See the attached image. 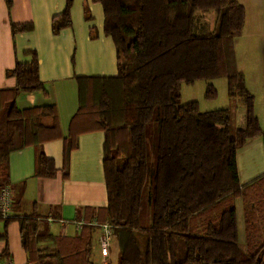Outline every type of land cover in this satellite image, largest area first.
Masks as SVG:
<instances>
[{
  "label": "trees",
  "instance_id": "1",
  "mask_svg": "<svg viewBox=\"0 0 264 264\" xmlns=\"http://www.w3.org/2000/svg\"><path fill=\"white\" fill-rule=\"evenodd\" d=\"M93 1L102 5L103 31L115 45L118 72L76 77L78 107L64 137V158L77 147L79 134L103 131L107 205L101 220L112 226L119 264H264V173L241 185L236 165L237 150L249 138L260 136L264 146L254 97L236 65L234 38L244 25V7L237 0ZM71 5L66 0L63 12L52 18L53 33L71 25ZM196 10L216 13L212 32H195ZM28 28L14 24L12 32ZM29 53L30 62L7 71L15 87L0 89V187L9 184L8 155L15 146L36 148V176L56 173L53 160L38 149L60 136L54 105L19 109L15 102L20 92L46 93L36 53ZM219 77L226 78L228 96L241 97L245 105L244 125L233 133L229 107L200 111L195 100L177 102L180 83L208 81L205 96L211 98L216 90L209 81ZM155 109L156 165L144 212L145 128ZM45 116L51 123H43ZM237 197L243 201L244 249L238 242ZM0 220V239L8 223L18 221L21 245L33 264H94L90 224L63 236L33 215Z\"/></svg>",
  "mask_w": 264,
  "mask_h": 264
},
{
  "label": "crops",
  "instance_id": "2",
  "mask_svg": "<svg viewBox=\"0 0 264 264\" xmlns=\"http://www.w3.org/2000/svg\"><path fill=\"white\" fill-rule=\"evenodd\" d=\"M237 1L244 7L245 14L243 28L234 38L236 65L254 97V113L264 134V0ZM65 3L66 0H0V89L15 87V77L7 71L17 62H30L29 52L35 51L38 76L46 93L20 92L15 102L19 109L54 105L60 131L58 138L38 146L53 160L55 175L36 176V148L15 146L8 155V186L12 218L33 215L44 222L53 235L63 236L76 235L85 224H90L94 227L91 246L95 247L102 233L99 224L106 222L101 220L102 209L107 205L104 133L95 130L79 134L77 147L70 151L67 160L64 137L78 107L76 77L116 75V50L112 38L103 31L102 5L93 0H72L71 25L53 33L52 18L63 12ZM14 24H28L30 28L13 33ZM42 121L49 124L51 118L45 116ZM236 165L241 185L264 173V146L260 136L249 138L237 150ZM234 204L238 242L244 249L242 198H235ZM2 231L3 221L0 220V233ZM3 253H6L3 257L8 256L14 264H33L21 245L17 220L8 223L6 237L0 239V255ZM106 263L103 260L102 264Z\"/></svg>",
  "mask_w": 264,
  "mask_h": 264
},
{
  "label": "rangeland",
  "instance_id": "3",
  "mask_svg": "<svg viewBox=\"0 0 264 264\" xmlns=\"http://www.w3.org/2000/svg\"><path fill=\"white\" fill-rule=\"evenodd\" d=\"M213 10L210 11H199L196 10L194 12L195 18V32L207 33L212 32L215 27V19L216 14L213 13ZM200 15V17H198ZM206 17V18H203ZM214 27L209 29L211 26ZM211 84L216 90V94L214 97L207 98L205 96L206 93V85L208 81L205 80H196L193 83L186 84L180 83L176 89V92L179 94V98L177 99L178 103H183L189 100H195L198 102V108L200 111H208L219 108L229 107L231 110V130L232 133L237 127H241L244 125L245 121V105L243 99L239 96L234 98H230L227 94V81L225 77H219L213 79ZM158 124H159V110L155 109L151 119L147 122L145 128V137H146V161H147V178L146 183L143 189V199H142V209L144 212L148 210L149 200L148 196L151 190V179L154 173L155 165H156V148H157V134H158ZM142 210V211H143ZM97 230L95 229V233ZM137 240L139 245L143 244V235L141 233L137 234ZM119 250L116 243V238L112 237L110 241V254L105 259L100 254V248L98 246H91L90 248V259H93L96 264H102L103 260H106L107 263L110 264H119Z\"/></svg>",
  "mask_w": 264,
  "mask_h": 264
},
{
  "label": "built area",
  "instance_id": "4",
  "mask_svg": "<svg viewBox=\"0 0 264 264\" xmlns=\"http://www.w3.org/2000/svg\"><path fill=\"white\" fill-rule=\"evenodd\" d=\"M12 217L11 192L8 185L0 187V218L6 219ZM102 233L99 238L100 252L103 257L109 256V244L112 237V226L108 223L99 224ZM0 264H14L13 260L6 257H0Z\"/></svg>",
  "mask_w": 264,
  "mask_h": 264
}]
</instances>
